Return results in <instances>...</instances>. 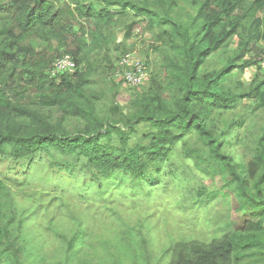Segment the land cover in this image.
Segmentation results:
<instances>
[{
    "label": "trees",
    "instance_id": "16d2710c",
    "mask_svg": "<svg viewBox=\"0 0 264 264\" xmlns=\"http://www.w3.org/2000/svg\"><path fill=\"white\" fill-rule=\"evenodd\" d=\"M181 1L0 4V264L264 263V75L242 80L260 62L264 70V0ZM143 24L158 70L127 108L100 114L91 88L114 68L111 45L124 31L125 48ZM232 42L223 62L213 59ZM66 55L75 73L52 77ZM185 160L225 182L220 192L198 190L205 204L233 194L250 219L217 220L222 234L211 242H172L156 259L148 219L112 210L120 228L104 238L89 225L94 198L79 213L84 196L45 186L65 181L134 211L138 202L123 207L107 196L123 187L134 199L148 195Z\"/></svg>",
    "mask_w": 264,
    "mask_h": 264
},
{
    "label": "rangeland",
    "instance_id": "374dc122",
    "mask_svg": "<svg viewBox=\"0 0 264 264\" xmlns=\"http://www.w3.org/2000/svg\"><path fill=\"white\" fill-rule=\"evenodd\" d=\"M187 1L190 2L192 0ZM13 2L14 0H0V4L4 6H8ZM180 3L184 4V1L182 0ZM133 31V38L126 43L127 46L125 48V42L123 43L125 33L124 31H119L117 35L118 42L111 45V63L109 65L114 68L113 70L107 69L102 72L97 78L99 83L91 88V91L100 97L98 101L100 114L109 113L114 108L112 107L113 105H118L124 109L127 108L134 99L136 92L149 85L151 75L158 70L160 65L159 54L153 48V33L147 31L145 24L138 25ZM230 46L215 55L213 59L223 62L225 53L235 49L236 42H232ZM129 56L132 62L142 61L141 63L145 66L148 73L146 81L140 87H137L136 90L128 86L122 72V62ZM261 63L248 69L245 75L242 76V80L246 85H250L259 75H264ZM53 117V122L60 119L57 113H54ZM68 125L70 129H73L78 126V122L71 120ZM248 136L250 134L247 132L246 137ZM232 151L241 160V149L234 148ZM32 183L40 189L42 187L39 185L45 184L43 180H38L35 176H33ZM224 184L225 182L221 177L206 175L199 171L191 160H185L183 164L178 163L173 170L166 173L161 185L148 188V195L144 194L139 199H134L128 197V195L134 194L123 187L119 190H112L113 194L107 196L112 199L114 197V200L119 205H123V207H125L124 203H127L128 206L133 201L138 202L139 206L134 211L126 209V207L122 208L121 211L120 208L113 207L114 205L109 203L104 206L103 198L95 197L93 190H82L69 185L65 181H54L45 186L48 189L55 187L65 189L77 201L78 194L84 196L85 200L81 202L80 207H77L79 213L86 212L88 204L96 200L98 207L88 211L92 216L89 225L104 238L109 237L111 230L120 228V225L117 224V216H113L112 210L117 209L120 215L124 213L131 222H137L141 218L148 219L147 226L151 229V239L153 244H156L153 248L154 258L156 259L162 255L164 248L172 242L181 240L211 242L213 238L222 234L214 224L217 220L231 221L242 225L246 220L250 219L248 215L238 212V204L233 194H229L227 197L218 196L208 205L202 201V198L197 196L201 187H206L209 193H214L222 191ZM125 197L129 198V200L125 199ZM55 213L60 214L56 207ZM66 214H63L64 218H67Z\"/></svg>",
    "mask_w": 264,
    "mask_h": 264
},
{
    "label": "built area",
    "instance_id": "2783aa9c",
    "mask_svg": "<svg viewBox=\"0 0 264 264\" xmlns=\"http://www.w3.org/2000/svg\"><path fill=\"white\" fill-rule=\"evenodd\" d=\"M131 57H126L122 62V72L126 83L131 88L140 87L147 79L148 73L145 66L141 62H132ZM264 66V64H263ZM77 64L73 57L66 55L61 59H58L51 71V76L56 78L66 73H75Z\"/></svg>",
    "mask_w": 264,
    "mask_h": 264
}]
</instances>
